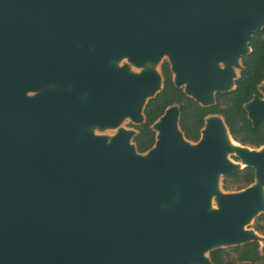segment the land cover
I'll return each instance as SVG.
<instances>
[{
  "label": "water",
  "instance_id": "obj_1",
  "mask_svg": "<svg viewBox=\"0 0 264 264\" xmlns=\"http://www.w3.org/2000/svg\"><path fill=\"white\" fill-rule=\"evenodd\" d=\"M263 28L264 0H0V264H212L204 254L251 242L264 255L246 230L264 214V147L231 145L222 116L193 143L169 107L143 154L135 128L93 131L145 123L165 56L174 85L214 106ZM244 108L264 123L261 97ZM247 167L253 185L217 192Z\"/></svg>",
  "mask_w": 264,
  "mask_h": 264
},
{
  "label": "trees",
  "instance_id": "obj_2",
  "mask_svg": "<svg viewBox=\"0 0 264 264\" xmlns=\"http://www.w3.org/2000/svg\"><path fill=\"white\" fill-rule=\"evenodd\" d=\"M252 49L250 55L242 57L244 70L236 81V89L229 93H218L216 104L210 107H202L183 91L174 85L173 75L168 62L162 66L164 78L163 90L147 104L144 114L146 121L141 126H134L138 131L134 138L139 153L148 152L156 142V133L152 126L174 105H178L181 111L180 128L185 138L190 142H198L201 131L205 127V120L210 115H220L224 118L232 138L243 146L254 149L264 147V123L254 127L248 119L244 108L255 96L261 97L259 86L264 81V28L256 31L250 41ZM225 190L232 187L245 190L255 182V170L247 167L244 170L225 176ZM230 181V182H229ZM230 183V184H229ZM259 223L256 231L264 233V214L258 217ZM259 243L251 242L245 245L232 247V249H217L210 253L214 264H238L249 262L251 264H264V257L259 251Z\"/></svg>",
  "mask_w": 264,
  "mask_h": 264
},
{
  "label": "rangeland",
  "instance_id": "obj_3",
  "mask_svg": "<svg viewBox=\"0 0 264 264\" xmlns=\"http://www.w3.org/2000/svg\"><path fill=\"white\" fill-rule=\"evenodd\" d=\"M169 59L168 57H163L159 63H157V67L156 69L161 72V69H162V66L165 62H168ZM115 65H117L118 67H127L129 69H131V73L132 74H135V75H139V74H142L145 72V68L144 66L143 67H137V66H134L132 65L131 63L128 62V60H121L119 62H115L114 63ZM149 66V65H148ZM222 68H225V65H221ZM237 72V77L240 76V70H236ZM39 92H29L28 93V96L29 97H35ZM261 99L264 100V92H261ZM134 125H136V123L132 122L130 118H125V120L119 125V127L117 128H106V129H99L98 127L97 128H94L93 131L96 135L98 136H104V137H108V138H112L114 137L119 130L121 129H126V130H133L134 129ZM227 140L229 141V143L233 146H236L238 148H241L242 146L238 143H236L235 141H233V139H231V137H228ZM243 148V147H242ZM227 159L231 162H239V163H236L237 166H239L240 168H244L245 167V164H242L241 163V160L240 158L238 157L237 153L236 152H229L227 153ZM226 181V178L225 176H220L219 178V182H218V185H217V192L220 194H233V193H238V192H241L243 190H238V188L236 187H232L230 190H225L224 188V182ZM230 182V181H229ZM230 184V183H229ZM217 193H213L212 194V199H213V208H217V204H216V195ZM261 214H259L254 220L251 221V223H249L246 227V230L247 231H255V226L257 225V223H259L258 221V217L260 216ZM262 237L261 239V243L264 241V234H261L260 235ZM264 246V245H263ZM233 246H226L225 249H231ZM209 258V253L208 254H204V258Z\"/></svg>",
  "mask_w": 264,
  "mask_h": 264
},
{
  "label": "flooded vegetation",
  "instance_id": "obj_4",
  "mask_svg": "<svg viewBox=\"0 0 264 264\" xmlns=\"http://www.w3.org/2000/svg\"><path fill=\"white\" fill-rule=\"evenodd\" d=\"M211 116V115H210ZM209 117V116H208ZM202 136V135H201ZM200 140H201V138H200ZM199 140V141H200ZM198 141V142H199ZM198 142H196V143H198ZM194 143V142H193ZM238 143V142H237ZM240 144V143H239ZM243 146V145H242ZM254 149V148H253ZM255 232L258 234V235H261V234H264V233H259L258 231H256V229H255ZM259 243V246H260V248H259V251H260V254H261V256H263L264 257V255L262 254V251H261V244H260V242H258ZM232 249V248H231ZM227 250H229V249H227ZM209 258H210V255H209ZM210 260H211V258H210ZM212 262V261H211ZM243 263H247V264H251V263H249V262H240V263H238V264H243ZM212 264H214L213 262H212Z\"/></svg>",
  "mask_w": 264,
  "mask_h": 264
},
{
  "label": "bare ground",
  "instance_id": "obj_5",
  "mask_svg": "<svg viewBox=\"0 0 264 264\" xmlns=\"http://www.w3.org/2000/svg\"><path fill=\"white\" fill-rule=\"evenodd\" d=\"M226 133H227V132H226ZM226 137H227V138L230 137L228 133H227V136H226ZM231 139H232V138H231Z\"/></svg>",
  "mask_w": 264,
  "mask_h": 264
}]
</instances>
